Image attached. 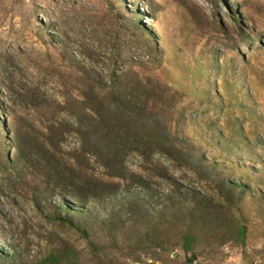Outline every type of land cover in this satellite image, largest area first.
Here are the masks:
<instances>
[{
	"label": "rangeland",
	"instance_id": "374dc122",
	"mask_svg": "<svg viewBox=\"0 0 264 264\" xmlns=\"http://www.w3.org/2000/svg\"><path fill=\"white\" fill-rule=\"evenodd\" d=\"M74 185L93 248L56 219ZM0 249L264 264V0H0Z\"/></svg>",
	"mask_w": 264,
	"mask_h": 264
},
{
	"label": "trees",
	"instance_id": "16d2710c",
	"mask_svg": "<svg viewBox=\"0 0 264 264\" xmlns=\"http://www.w3.org/2000/svg\"><path fill=\"white\" fill-rule=\"evenodd\" d=\"M118 147L123 146L122 144H118ZM234 167L235 172L233 173V175L238 173L239 176L238 178H232V180L229 181V185L234 189H240L242 191L245 190V192L247 190L251 196H254L256 192L258 197L261 198V193L258 187L250 188L251 186H248V184H246V180L248 179H250L249 181H255L257 179L260 172L258 168L254 166H248L245 162H238V164H234ZM231 168L233 167L231 166L230 169ZM75 186L76 185H74L71 190H64L57 194V201L55 202L54 206L56 219L73 228L77 233L80 234V236L86 241V243L93 248L95 246L89 239L87 229L82 225V222L91 215L90 204L99 203L104 197V191L85 190L84 188L78 189ZM241 230L243 229L241 228ZM183 243L188 247L191 245V239L189 238V236L183 237ZM3 257H8V254L4 253L3 250L0 249V258ZM58 260V255L52 254L47 256L48 262L52 263L55 261L57 262Z\"/></svg>",
	"mask_w": 264,
	"mask_h": 264
}]
</instances>
